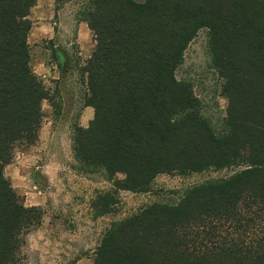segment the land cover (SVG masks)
Wrapping results in <instances>:
<instances>
[{
    "label": "trees",
    "instance_id": "trees-1",
    "mask_svg": "<svg viewBox=\"0 0 264 264\" xmlns=\"http://www.w3.org/2000/svg\"><path fill=\"white\" fill-rule=\"evenodd\" d=\"M37 2L0 0V264H20L42 222L5 175L16 149L38 142L51 101L29 46ZM81 16L95 41L83 69L94 119L74 133L75 169L112 184L95 216L161 175L227 172L112 223L93 264H264V0H89ZM204 29L228 102L218 126L177 78Z\"/></svg>",
    "mask_w": 264,
    "mask_h": 264
},
{
    "label": "rangeland",
    "instance_id": "rangeland-1",
    "mask_svg": "<svg viewBox=\"0 0 264 264\" xmlns=\"http://www.w3.org/2000/svg\"><path fill=\"white\" fill-rule=\"evenodd\" d=\"M88 1L38 0L30 14L32 67L51 101L42 106L38 142L18 147L5 170L22 203L42 210L41 225L24 236L20 264H93L112 223L156 202L176 200L174 194L190 185L227 174L161 175L150 193L120 192L110 215L95 216L93 202L109 192L112 184L101 175L78 173L73 152L75 131L88 128L94 119V110L85 105L88 86L83 73L95 50L93 32L81 16ZM177 78L191 85L205 116L218 126L226 117L228 102L223 81L212 67L207 30H201L189 45Z\"/></svg>",
    "mask_w": 264,
    "mask_h": 264
}]
</instances>
